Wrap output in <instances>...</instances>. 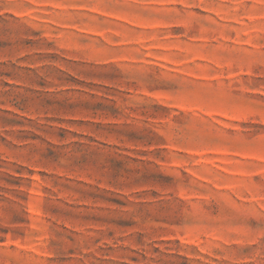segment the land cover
I'll list each match as a JSON object with an SVG mask.
<instances>
[{
    "label": "rangeland",
    "instance_id": "1",
    "mask_svg": "<svg viewBox=\"0 0 264 264\" xmlns=\"http://www.w3.org/2000/svg\"><path fill=\"white\" fill-rule=\"evenodd\" d=\"M0 264H264V0H0Z\"/></svg>",
    "mask_w": 264,
    "mask_h": 264
}]
</instances>
